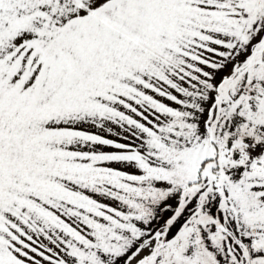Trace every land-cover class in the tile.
<instances>
[{
	"label": "snow or ice",
	"instance_id": "6c2138e0",
	"mask_svg": "<svg viewBox=\"0 0 264 264\" xmlns=\"http://www.w3.org/2000/svg\"><path fill=\"white\" fill-rule=\"evenodd\" d=\"M0 264H264V0H0Z\"/></svg>",
	"mask_w": 264,
	"mask_h": 264
}]
</instances>
